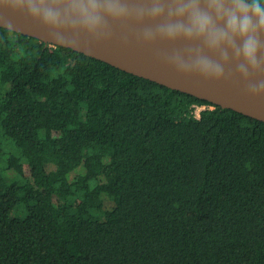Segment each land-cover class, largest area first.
<instances>
[{"label": "trees", "instance_id": "trees-1", "mask_svg": "<svg viewBox=\"0 0 264 264\" xmlns=\"http://www.w3.org/2000/svg\"><path fill=\"white\" fill-rule=\"evenodd\" d=\"M0 264H264V122L0 27Z\"/></svg>", "mask_w": 264, "mask_h": 264}, {"label": "water", "instance_id": "water-1", "mask_svg": "<svg viewBox=\"0 0 264 264\" xmlns=\"http://www.w3.org/2000/svg\"><path fill=\"white\" fill-rule=\"evenodd\" d=\"M45 2L53 8L64 6V0L57 4L51 0ZM104 16L107 23L94 29L75 13L65 16L61 12L53 24L47 23L41 13L33 14L29 0H0V27L34 37L46 45L70 48L122 71L264 122V97L247 92L244 78L231 60L224 79L204 78L185 68L174 56L194 45L183 39L173 42L158 34L150 35L149 30L155 24L148 17L115 18L107 13Z\"/></svg>", "mask_w": 264, "mask_h": 264}, {"label": "clouds", "instance_id": "clouds-1", "mask_svg": "<svg viewBox=\"0 0 264 264\" xmlns=\"http://www.w3.org/2000/svg\"><path fill=\"white\" fill-rule=\"evenodd\" d=\"M29 6L47 23H56L61 12L75 13L93 29L107 23L104 13L148 17L155 24L150 35L194 45L174 53L185 68L218 81L231 60L247 92L264 97V0H64L62 9L29 0Z\"/></svg>", "mask_w": 264, "mask_h": 264}, {"label": "built area", "instance_id": "built-area-1", "mask_svg": "<svg viewBox=\"0 0 264 264\" xmlns=\"http://www.w3.org/2000/svg\"><path fill=\"white\" fill-rule=\"evenodd\" d=\"M208 108H211V106L208 107V105H195V114H196V116L198 118H200L201 112L206 110V109H208Z\"/></svg>", "mask_w": 264, "mask_h": 264}, {"label": "rangeland", "instance_id": "rangeland-1", "mask_svg": "<svg viewBox=\"0 0 264 264\" xmlns=\"http://www.w3.org/2000/svg\"><path fill=\"white\" fill-rule=\"evenodd\" d=\"M208 107H210V106H208ZM211 108H213V107L211 106Z\"/></svg>", "mask_w": 264, "mask_h": 264}]
</instances>
